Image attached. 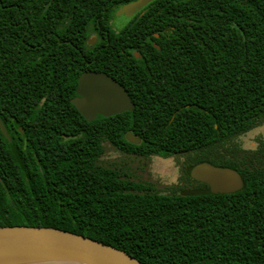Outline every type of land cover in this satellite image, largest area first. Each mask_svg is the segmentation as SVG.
Returning <instances> with one entry per match:
<instances>
[{"label": "trees", "instance_id": "16d2710c", "mask_svg": "<svg viewBox=\"0 0 264 264\" xmlns=\"http://www.w3.org/2000/svg\"><path fill=\"white\" fill-rule=\"evenodd\" d=\"M136 1L0 0V228L80 235L142 264H264V140L238 143L264 124V0H154L116 32ZM83 72L120 80L133 112L86 122L70 102ZM108 148L140 168L105 163ZM151 157L175 160L178 182L144 179ZM203 163L242 189L212 194L189 176Z\"/></svg>", "mask_w": 264, "mask_h": 264}, {"label": "water", "instance_id": "95a60500", "mask_svg": "<svg viewBox=\"0 0 264 264\" xmlns=\"http://www.w3.org/2000/svg\"><path fill=\"white\" fill-rule=\"evenodd\" d=\"M153 1L138 0L120 8L118 22L125 24ZM135 57L139 58L137 54ZM76 94L78 97L71 101V105L88 123L98 116L111 118L134 110L123 86L103 72L81 74ZM0 132L9 140L1 120ZM126 141L132 145L140 144V140L131 133L127 134ZM189 176L193 181L208 186L212 194H233L243 187L238 173L207 163L193 167ZM0 264L142 263L125 252L80 235L52 228L4 227L0 228Z\"/></svg>", "mask_w": 264, "mask_h": 264}, {"label": "rangeland", "instance_id": "374dc122", "mask_svg": "<svg viewBox=\"0 0 264 264\" xmlns=\"http://www.w3.org/2000/svg\"><path fill=\"white\" fill-rule=\"evenodd\" d=\"M122 25L124 24H120L118 22L117 28L121 27ZM258 139L264 140V124L239 138L238 143L245 150H253L257 145ZM102 161L108 164L125 166V168L131 169L132 171H134L135 167L137 166L135 160L127 158L117 151L112 150L111 148H108L106 154L102 158ZM148 166L149 167L147 169H144V172L147 174L148 171L150 176L159 184L171 186L178 182L180 173L178 171V167L176 166L175 160H161L153 158Z\"/></svg>", "mask_w": 264, "mask_h": 264}, {"label": "flooded vegetation", "instance_id": "af4514ba", "mask_svg": "<svg viewBox=\"0 0 264 264\" xmlns=\"http://www.w3.org/2000/svg\"><path fill=\"white\" fill-rule=\"evenodd\" d=\"M118 12V11H117ZM143 15V13H142V11H140L139 13H137L134 17H132L131 19H129L124 25H122L121 27H118L117 28V26H118V16H117V13L115 14V16H114V19H113V21L111 22V26H112V28L116 31V32H118V31H120V29L123 27V26H126L128 23H130V21H133L136 17H140V16H142ZM90 42L92 43V44H90ZM89 46L90 47H92V48H86V49H92V50H95L94 52H95V54L96 53H98L100 50L102 51L105 47H102V46H97L98 45V42H97V39L96 38H92V40H90L89 41ZM153 45V47H155V44H152ZM121 51L122 50H124V49H128L129 50V48H119ZM134 55V57H135V55L136 54H133ZM138 55V54H137ZM139 56V55H138ZM136 58V57H135ZM140 58V57H139ZM138 59V58H137ZM83 73H86V72H83ZM83 73H81V74H83ZM89 73H91V72H89ZM96 73H98V72H96ZM104 73V72H103ZM80 74V75H81ZM108 75V74H107ZM109 76V75H108ZM80 77V76H79ZM79 77H78V79H79ZM112 78V77H111ZM78 79H77V82H78ZM112 79H114V78H112ZM117 83H119L121 86H122V84H121V81L120 80H116V79H114ZM124 88V87H123ZM76 89H77V84H76ZM76 89H75V96L70 100V102L73 100V99H75V98H77L78 96H77V94H76ZM125 89V88H124ZM126 90V89H125ZM127 92V91H126ZM128 94V93H127ZM129 96V95H128ZM76 110V109H75ZM77 111V110H76ZM133 112V111H132ZM127 113V112H126ZM79 114V113H78ZM123 114H125V113H123ZM80 115V114H79ZM120 115H122V114H120ZM98 117H100V116H98ZM130 144V143H129ZM256 147H257V145H256ZM255 147V148H256ZM254 148V149H255ZM253 149V150H254ZM245 150V149H244ZM104 157V156H103ZM102 157V158H103ZM102 158H101V160H102ZM153 158H157V159H161V158H158V157H151V160L153 159ZM151 160H150V162H151ZM161 160H164V159H161ZM149 166H147L146 168H144V167H142L141 166V168H142V170L144 171V169H147ZM127 169V168H126ZM129 172H130V174H132V173H134V172H136V170H138V167H135V170L134 171H132L131 169H127ZM147 174H148V176H145L144 177V179H148L149 180V182L151 183V184H154L156 187H157V189L159 190L160 189V187H163V186H168V185H161V184H159L157 181H155L151 176H150V173L147 171ZM196 182V181H195ZM162 193V192H161Z\"/></svg>", "mask_w": 264, "mask_h": 264}]
</instances>
